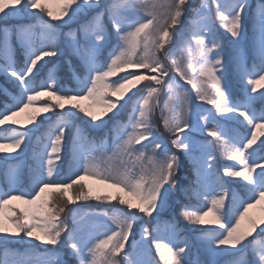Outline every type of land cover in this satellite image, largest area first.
Returning a JSON list of instances; mask_svg holds the SVG:
<instances>
[{"label":"snow or ice","instance_id":"obj_1","mask_svg":"<svg viewBox=\"0 0 264 264\" xmlns=\"http://www.w3.org/2000/svg\"><path fill=\"white\" fill-rule=\"evenodd\" d=\"M188 5L189 0H0V75L15 89L0 87L7 98L0 104V153L15 160L0 162L7 182L0 185V264H220L217 257L224 255L223 264H264V216L252 212H264V0L255 7L249 0ZM72 23L77 26L61 30ZM65 49L70 83L46 61ZM229 62L238 93L230 85ZM89 128L104 131L94 136ZM29 143L32 163L22 165L10 154L19 156L17 150L26 151ZM217 147L225 161L222 174ZM25 166L27 186L21 180ZM182 171L187 183L181 187ZM85 177L118 191L94 190ZM225 177L240 189H230ZM177 190L188 201L180 203V214L196 233L195 254L193 238L174 217L157 219ZM90 200L110 207H73ZM144 217L156 223L142 224L140 239L128 251L134 226ZM13 242L27 247L14 249ZM61 245L70 261L35 250ZM201 251L207 260L200 259Z\"/></svg>","mask_w":264,"mask_h":264},{"label":"rangeland","instance_id":"obj_2","mask_svg":"<svg viewBox=\"0 0 264 264\" xmlns=\"http://www.w3.org/2000/svg\"><path fill=\"white\" fill-rule=\"evenodd\" d=\"M249 2L252 5V7H255L257 0H249ZM197 3H198V0H189V5H188L189 9H191V7L196 5ZM190 14H191L190 11L185 14V23H187V19H188V16ZM44 19H48V18L45 16ZM28 22H29L28 20H8L7 21V23H9V24L28 23ZM4 23H5V21L0 20V26H3ZM105 23L108 24L107 17H105ZM76 26H77L76 23H72L71 25H64L61 27V30L66 32L68 30V27L75 28ZM217 28L219 29L218 24H217ZM108 30L111 34V42L114 43L115 42V35H114V33H112V29H111L110 24H108ZM181 31L183 32L184 30L181 29ZM219 36L222 39L223 43L226 45V51H229V47H231V46L229 44L228 36L223 32L222 29H219ZM178 41H179V37L176 38V41L174 43H178ZM250 53H251V45L249 44L248 49H247V55L249 56ZM106 54H107V50H105V55ZM16 59L18 62H21V63L23 61V55H22L18 46L16 47ZM67 59H69V57H68L67 50L65 49L63 54L58 55L57 57L46 58V61H47L48 66H50L52 64L57 65L59 68L60 77L65 81V83H70L69 73H68L67 64H66ZM71 59H72L73 65L76 66L77 70L81 71L82 69L79 68V61L75 57H72ZM0 62H2V61H0ZM249 64H251V59H249ZM46 70H47V67L44 68V71H46ZM228 73H229L230 85L234 89V91L238 93L239 92V81L236 79L235 68L232 66L231 62H229V64H228ZM181 83H184V82L181 81ZM0 87L7 88L9 91H15V89L13 88V85L2 75H0ZM188 87H190V86H188ZM6 99L7 98L4 95L0 94V104H3V102ZM85 103H88V101H85ZM197 103L200 104V102H197ZM256 106H257V108H260L262 105L260 103H257ZM210 107H211L210 105L201 104L202 109L210 108ZM95 110L97 112H99L102 109L96 108ZM127 111H128V108L126 107L121 112L119 118L125 119ZM158 116H159V113H157V123L159 124L160 122H159ZM54 118L55 117L53 116V119ZM18 119L23 120L24 119L23 114L20 117H18ZM45 123H47V121H45ZM111 124H112V121H109L107 127L110 128ZM89 131L94 136H100V135H102L104 129L89 128ZM160 132L163 134V139H164L165 143H167L168 147H171V144L169 142L170 138H169L168 134L164 132L162 126L160 128ZM198 138L202 139L204 137L201 135ZM34 139H35V137H33V142H34ZM208 139L211 140L212 138L208 137ZM69 144H70V139H69ZM32 146H33L32 143H29L26 151L21 152L20 150H17V152H19V156H17L16 153H12V154H10V156L15 157L16 159H19L22 165H30L32 163V161H31ZM215 155L217 158V166H218V168L222 174V167H223L225 161L223 160V158L220 155L219 147L216 148ZM182 159H183V157H182ZM0 162H3L4 164L15 163V160L11 159L9 156H6L5 153H0ZM68 166H69V158L67 155H65L63 157V162H62V174H64V175L67 174ZM187 168H188V163L186 160H184V169L187 170ZM180 176H181V187H182L184 184L187 183V181L184 179L185 171H182L180 173ZM224 179H225V181H226V183L230 189H237V190L240 189V185L237 183H233V181L230 178L225 177ZM21 180H22L23 184L25 186H27V184H28V169L26 166L22 170ZM84 183H86L90 188H92L94 190L99 189L101 192L115 193L116 191H118L117 189L112 188L109 185H104L100 181L91 179L89 177H85ZM0 185L7 187V182H6V178L4 175V166H0ZM241 194H243V193H241ZM181 202L188 203V201L184 199L182 193L179 190H177L173 194V196L171 197L169 205L167 207H165L163 210H161L160 216L157 217V219H160L163 221V220H167L170 217H174L178 221L180 228L185 232V234L188 235L189 237L193 238L192 239V245L193 246H192L191 252L193 254H195V253H197V250L199 247L196 240L194 239L196 233L191 229V227L186 223L184 217L180 214V203ZM14 203L19 204L20 202L14 201ZM192 203H196V201L193 200ZM73 207H77L78 210H87V209L99 210V209H103V208H109L110 206H108L104 202H97L95 200H90L86 203L80 202L78 205H74ZM252 212L257 217L264 216V212H262L259 207L256 209H253ZM208 218H210V217H206V219H208ZM155 223H156L155 220L150 219L148 217H144L143 219L138 220L137 224L134 226L133 235H132V237H130V240H129V243L127 246V250L131 251V245L136 240L140 239V232H141V225L142 224H148L149 227H151ZM261 235H264V234H261ZM10 247L23 251L24 248L27 246L23 245V244H16L15 242H13L10 245ZM35 250L38 252H41V253H43L45 251H47L49 253H58L62 259L66 260V261L71 260V257L69 255V250L65 245H61L60 247L55 248V249H53L52 246H47V247L37 246ZM152 256L155 257L157 260L159 259V257L156 256L154 247L152 249ZM199 257L202 260L208 259V257L202 251L199 253ZM250 258H251V254H250ZM217 259L220 261V264H223V262L225 260H227L228 257L226 255H224V256L217 257ZM72 264H75V262L72 261Z\"/></svg>","mask_w":264,"mask_h":264},{"label":"trees","instance_id":"obj_3","mask_svg":"<svg viewBox=\"0 0 264 264\" xmlns=\"http://www.w3.org/2000/svg\"><path fill=\"white\" fill-rule=\"evenodd\" d=\"M248 31H249V34L251 33V21L249 20V24H248ZM230 48L231 47H229V51H230ZM251 55H252V53H250L249 54V59H251Z\"/></svg>","mask_w":264,"mask_h":264}]
</instances>
